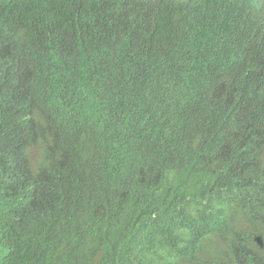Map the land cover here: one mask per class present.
Returning a JSON list of instances; mask_svg holds the SVG:
<instances>
[{"label": "trees", "instance_id": "obj_1", "mask_svg": "<svg viewBox=\"0 0 264 264\" xmlns=\"http://www.w3.org/2000/svg\"><path fill=\"white\" fill-rule=\"evenodd\" d=\"M202 4L0 0V264H264V37Z\"/></svg>", "mask_w": 264, "mask_h": 264}, {"label": "clouds", "instance_id": "obj_2", "mask_svg": "<svg viewBox=\"0 0 264 264\" xmlns=\"http://www.w3.org/2000/svg\"><path fill=\"white\" fill-rule=\"evenodd\" d=\"M235 1L238 0H203L202 7L205 22L208 24L217 41L222 44L240 37L248 29L250 24H254L257 29L256 39L258 40V45H260V41L264 37V11L250 15L240 14ZM241 25H246L247 29L245 31L240 30L238 27ZM258 53L260 70H263V48L259 49L258 46Z\"/></svg>", "mask_w": 264, "mask_h": 264}]
</instances>
